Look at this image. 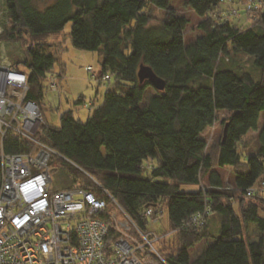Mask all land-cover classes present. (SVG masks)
<instances>
[{
  "label": "trees",
  "instance_id": "trees-1",
  "mask_svg": "<svg viewBox=\"0 0 264 264\" xmlns=\"http://www.w3.org/2000/svg\"><path fill=\"white\" fill-rule=\"evenodd\" d=\"M227 1L188 0L203 17L198 25L203 35L187 45L189 21L177 14L170 0H0V12L5 5L9 20L0 41L30 37L33 42L27 46L23 68L14 66L28 75L27 99L41 109L57 61L54 52L46 51L43 38L61 33L72 22L76 48L102 50L100 81L109 76L114 87L85 122L67 110L59 126L44 124L40 137L97 179L140 226L148 227L147 207L160 215L163 209L156 207L166 201L170 230H176L177 237L173 246L163 243L160 248L169 264H264V121L259 130L264 77L255 79L234 69L223 56L231 43L234 51L252 56L254 65L264 70V13L259 23L242 28L231 18L232 11H219ZM148 3L166 11L158 24L151 23L145 11ZM141 64L166 81L165 89H156L144 105L146 90L153 85L140 82ZM220 111L228 113L223 121L227 136L225 142L220 138L212 156L202 134ZM251 130H259V146L256 153L244 156L238 145ZM29 146L18 137L7 138L8 152ZM149 161L156 164L147 165ZM215 164L232 167V190ZM52 171L65 176L66 188L97 191L85 173L60 157L53 160ZM204 175L207 184L201 182ZM184 184L196 188L182 190ZM255 186L258 189L248 196ZM207 207L211 214L204 225L183 227ZM213 214L220 218L215 234L206 230ZM250 224L261 232L259 240L245 238ZM207 237L213 240L191 260L190 249Z\"/></svg>",
  "mask_w": 264,
  "mask_h": 264
},
{
  "label": "built area",
  "instance_id": "built-area-1",
  "mask_svg": "<svg viewBox=\"0 0 264 264\" xmlns=\"http://www.w3.org/2000/svg\"><path fill=\"white\" fill-rule=\"evenodd\" d=\"M257 2L249 0L247 8ZM28 91V75L0 61V264H169L160 248L176 230L152 228L159 222L154 207L144 210L148 227L140 226L97 179L42 140L46 123ZM9 136L30 149L8 152ZM55 157L85 173L97 191L54 188ZM210 214L207 207L183 227L202 226Z\"/></svg>",
  "mask_w": 264,
  "mask_h": 264
},
{
  "label": "rangeland",
  "instance_id": "rangeland-1",
  "mask_svg": "<svg viewBox=\"0 0 264 264\" xmlns=\"http://www.w3.org/2000/svg\"><path fill=\"white\" fill-rule=\"evenodd\" d=\"M228 0L219 11L226 13L232 11L231 18L236 21V24L242 28L257 24L261 20V13L264 10V4L260 0L253 5L252 9H248L249 0ZM254 0H250L253 3ZM188 0H170V5L176 9L178 15L185 16L188 19L184 36L185 43L189 45L198 37L203 35V31L199 29L198 25L203 20V17L198 15L195 10L188 5ZM224 10V11H223ZM145 11L151 15V23L158 24L165 17L166 11L158 8L155 5L148 3ZM9 24L6 16V7L3 5L0 12V33L3 32L4 25ZM72 22H69L64 30L59 34H53L43 38V42L47 52H54L56 55V63L54 65L53 74L49 76V89L46 90L44 103L42 104V114L44 123L59 126L60 117L64 111L72 110L74 116L81 121H86L92 109L102 103L104 94L110 88L114 87V81L104 80L100 81L102 74V50L92 51L86 49L76 48L72 43L71 37ZM4 42L0 41V61L6 64H12L23 68L22 60L26 55L28 44H33L29 39ZM49 43V44H48ZM228 55L223 54L225 62L240 72H249L255 79L264 77V70L254 65V58L246 53L234 51L231 43H228ZM156 88L150 86L146 90L144 101L142 105L146 104L148 100L156 95ZM82 97V102L78 103L79 98ZM228 116L225 111H220L213 125L208 127L203 132V137L207 139L209 147L206 152H211L212 156L218 151V142L223 136V121ZM264 121L261 115L260 122ZM256 137L250 133L246 138L239 143V152L244 155H249L256 150ZM104 150V149H103ZM154 165L156 161H149L147 163ZM224 179L228 191L235 184V172L230 171V167H217ZM147 171H150L149 169ZM148 174V172H147ZM54 180V188H66L64 185L67 179L58 172L52 171ZM202 184H207V176H203ZM182 190H192L196 188L193 184H184L181 186ZM238 195V194H237ZM248 200V199H247ZM237 207V205H235ZM157 211L163 209V214L158 215L159 222L152 227L162 234L170 233L169 210L166 201H163L161 206L156 207ZM263 215L264 211L260 210ZM220 224L219 215L213 214L210 217L207 232H219L218 226ZM248 241L259 240L262 236L255 224H250L244 234ZM177 237L175 233H170L168 237L164 238L163 243L168 246H173L176 243ZM213 238L207 237L202 241L196 243L190 249L191 260H194L204 250L206 245L211 242Z\"/></svg>",
  "mask_w": 264,
  "mask_h": 264
},
{
  "label": "water",
  "instance_id": "water-1",
  "mask_svg": "<svg viewBox=\"0 0 264 264\" xmlns=\"http://www.w3.org/2000/svg\"><path fill=\"white\" fill-rule=\"evenodd\" d=\"M138 77L141 83L147 80L157 90H164L166 87V81L160 76H158L149 65L141 64L140 69L138 71ZM227 127L228 124H226L223 129L222 142H225L226 140Z\"/></svg>",
  "mask_w": 264,
  "mask_h": 264
},
{
  "label": "crops",
  "instance_id": "crops-1",
  "mask_svg": "<svg viewBox=\"0 0 264 264\" xmlns=\"http://www.w3.org/2000/svg\"><path fill=\"white\" fill-rule=\"evenodd\" d=\"M195 41V40H194ZM262 125H263V122H259V130H260V128L262 127ZM259 130H257V131H253V130H251V131H249L245 136H244V138H246L250 133H253V135H255V137H256V142H257V145H256V150H255V152H253V153H256L257 152V149H258V146H259V143H258V133H259ZM245 156V155H244ZM225 167H230L229 169H230V171H232V167L231 166H225ZM233 172V171H232Z\"/></svg>",
  "mask_w": 264,
  "mask_h": 264
}]
</instances>
